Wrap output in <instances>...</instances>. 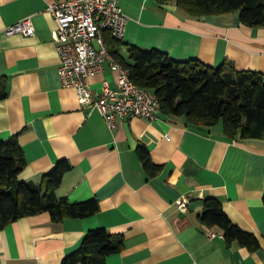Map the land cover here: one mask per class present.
I'll list each match as a JSON object with an SVG mask.
<instances>
[{
	"label": "crops",
	"instance_id": "1",
	"mask_svg": "<svg viewBox=\"0 0 264 264\" xmlns=\"http://www.w3.org/2000/svg\"><path fill=\"white\" fill-rule=\"evenodd\" d=\"M53 1L63 0H0V80L7 91L0 100V141L18 136L25 159L20 180L39 183L66 159L70 169L57 195L72 203L96 198L99 210L84 218L54 221L42 212L12 221L0 230V264H61L98 227L124 239L106 264H264V133L228 140L221 123L194 127L184 116L161 112L153 120L117 117L110 129L61 82L55 22L46 11ZM117 2L127 17L125 37L116 42L123 55L135 45L178 61H226L264 74V26L244 25L236 12L190 17L174 2ZM27 17L33 35L6 32ZM117 74L105 60L90 77L92 89L100 91L104 80L116 88ZM140 145L161 166L153 176L144 170ZM207 197L255 234L259 248L228 243L216 226H208L216 234L209 237L198 216ZM181 198L185 210L177 206Z\"/></svg>",
	"mask_w": 264,
	"mask_h": 264
},
{
	"label": "trees",
	"instance_id": "2",
	"mask_svg": "<svg viewBox=\"0 0 264 264\" xmlns=\"http://www.w3.org/2000/svg\"><path fill=\"white\" fill-rule=\"evenodd\" d=\"M159 4L174 2L190 17L237 13L242 24L264 26V0H155ZM109 38V39H108ZM106 36L108 51L128 71L137 85L152 91L159 102V111L169 116H184L194 127H210L221 120L228 140L261 138L264 133V74L256 70H238L233 63L212 66L198 59L178 61L156 48L129 45L127 54L119 53L116 42ZM7 96L0 80V100ZM138 155L148 176L158 173L147 148L140 145ZM25 164L18 136L0 141V230L12 221L29 215L48 212L51 219L84 218L98 212L96 198L72 203L58 196L57 188L70 169L66 159L58 160L42 175L39 183L19 179ZM201 223L223 231L228 243L237 242L250 251L259 248L255 234L231 221L221 203L204 199L199 215ZM124 239L104 227L88 230L78 248L66 255L61 264H106V257L122 250Z\"/></svg>",
	"mask_w": 264,
	"mask_h": 264
},
{
	"label": "built area",
	"instance_id": "3",
	"mask_svg": "<svg viewBox=\"0 0 264 264\" xmlns=\"http://www.w3.org/2000/svg\"><path fill=\"white\" fill-rule=\"evenodd\" d=\"M46 11L55 22L52 36L59 57L58 74L64 86L75 89L83 106L97 109L108 127H116V118H156L159 102L156 95L137 84L128 71L109 53L106 36L123 40L127 17L117 0H63L47 3ZM8 34H34L29 17L7 28ZM117 70V86L112 88L106 80L100 91L91 87L90 77L100 72L104 61ZM167 137V136H166ZM181 210L187 207V199L177 201ZM209 237L216 234L205 225Z\"/></svg>",
	"mask_w": 264,
	"mask_h": 264
},
{
	"label": "rangeland",
	"instance_id": "4",
	"mask_svg": "<svg viewBox=\"0 0 264 264\" xmlns=\"http://www.w3.org/2000/svg\"><path fill=\"white\" fill-rule=\"evenodd\" d=\"M221 122H222V120L219 123H221Z\"/></svg>",
	"mask_w": 264,
	"mask_h": 264
}]
</instances>
